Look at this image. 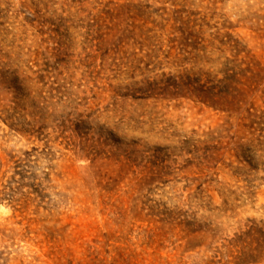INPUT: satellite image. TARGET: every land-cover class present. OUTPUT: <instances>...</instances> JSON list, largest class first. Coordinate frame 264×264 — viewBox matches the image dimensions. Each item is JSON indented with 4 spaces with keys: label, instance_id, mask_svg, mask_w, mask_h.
Returning a JSON list of instances; mask_svg holds the SVG:
<instances>
[{
    "label": "rangeland",
    "instance_id": "374dc122",
    "mask_svg": "<svg viewBox=\"0 0 264 264\" xmlns=\"http://www.w3.org/2000/svg\"><path fill=\"white\" fill-rule=\"evenodd\" d=\"M0 264H264V0H0Z\"/></svg>",
    "mask_w": 264,
    "mask_h": 264
}]
</instances>
